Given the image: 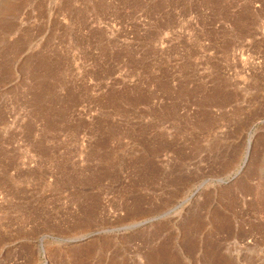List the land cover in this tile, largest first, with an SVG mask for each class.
<instances>
[{"label":"rangeland","instance_id":"obj_1","mask_svg":"<svg viewBox=\"0 0 264 264\" xmlns=\"http://www.w3.org/2000/svg\"><path fill=\"white\" fill-rule=\"evenodd\" d=\"M262 223L264 0H0V264H264Z\"/></svg>","mask_w":264,"mask_h":264},{"label":"bare ground","instance_id":"obj_2","mask_svg":"<svg viewBox=\"0 0 264 264\" xmlns=\"http://www.w3.org/2000/svg\"><path fill=\"white\" fill-rule=\"evenodd\" d=\"M9 8V7H8ZM12 8V7H11ZM12 9H14V8H12ZM12 11V10H11ZM249 149H250V145H249ZM248 149V150H249ZM249 154V153H248ZM248 156V155H247ZM247 158V157H246ZM247 184V183H246ZM258 186H262L261 184L260 185H258ZM260 187H257V184H256V186H254L253 184H247V185H245V187L243 188V194L244 195H250V196H253L254 198H261V196H262V194H261V192H260ZM261 189H263L262 187H261ZM263 193V192H262ZM257 200V199H256ZM263 208V207H262ZM262 225H264L263 223H262ZM259 228V227H258ZM260 230H262V231H264V226L263 227H261L260 228ZM157 254V253H156ZM165 254V253H164ZM152 256V255H151ZM227 259V258H226ZM215 260V259H214ZM225 260V259H224Z\"/></svg>","mask_w":264,"mask_h":264}]
</instances>
